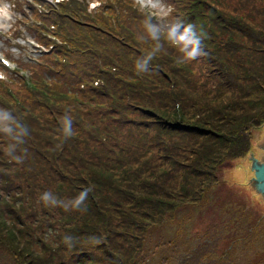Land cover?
<instances>
[{
  "label": "trees",
  "instance_id": "trees-1",
  "mask_svg": "<svg viewBox=\"0 0 264 264\" xmlns=\"http://www.w3.org/2000/svg\"><path fill=\"white\" fill-rule=\"evenodd\" d=\"M167 1L174 9L171 19L193 23L206 33L204 54L197 60L177 64V49L165 42V51L152 61L150 73L137 75L134 61L147 53L151 42L137 39L145 34L140 24L145 16L127 6L121 17L134 37L108 28L100 18L85 30L74 25L77 37H68L69 47L51 50L57 59L49 54L41 58L45 64L34 68L42 76H51L55 90L39 84L34 93L44 98L42 103L26 95L25 103L37 113L36 119L15 112L10 99L0 101V107L12 111L29 132L22 146L28 156L22 165L0 150V264H57L55 260L62 258L59 264H130L133 256L129 255L137 256L134 249L126 253L112 249L111 233L118 235L112 227L114 217H119L117 227L122 224L125 231L137 232L140 238L135 239L140 241L149 227L171 224L185 211L201 214L202 229L196 233L202 235H189L193 246L177 264H221L230 257L229 249H224L220 258L208 259L219 236L206 234L211 228L215 234L218 212L230 211L228 203L216 207L209 199H219L225 187L220 171L250 152L251 131L264 123L260 111L264 108V21H248L264 10L245 15L233 11L252 9V0H236L232 11L219 0ZM48 66L59 72L50 74ZM56 90L66 93L56 96L60 93ZM202 99L204 104L199 102ZM69 108L75 134L63 141L57 130ZM8 143L9 138L0 134V145L6 148ZM187 150L194 157L191 165L177 158ZM177 168L189 171L198 180L196 187L191 183L190 189L174 193L171 179ZM153 174L152 180H145ZM89 186L93 191L82 225L76 221L77 212L38 202L45 191L68 200ZM202 214L210 218L205 231ZM187 220L179 223L180 231ZM222 221L221 232L234 224L230 218ZM258 224L249 230L256 239L262 228ZM100 230L106 234L96 249L68 250L61 243L64 234L78 243L80 236L88 241L101 236ZM145 261L141 256L132 264Z\"/></svg>",
  "mask_w": 264,
  "mask_h": 264
},
{
  "label": "rangeland",
  "instance_id": "rangeland-1",
  "mask_svg": "<svg viewBox=\"0 0 264 264\" xmlns=\"http://www.w3.org/2000/svg\"><path fill=\"white\" fill-rule=\"evenodd\" d=\"M91 2H95V0H90ZM127 1L125 3V7L129 6V9L132 8V10L136 11L140 14V10L136 8V6L131 4L133 0H125ZM220 4L223 8L227 9L228 11H232L235 9L237 3L236 0H219ZM254 3V7L252 9H243V10H233L239 15H245L246 13H249L251 11L259 12L264 10V0H252ZM13 2V0H11ZM97 2L100 3L99 0ZM114 2V1H113ZM168 3V1H167ZM71 5L74 6V4ZM135 9H134V8ZM96 9V8H95ZM92 11V10H89ZM95 11V10H93ZM11 12V11H10ZM93 13V12H92ZM255 14V13H253ZM11 15L13 18L7 19V21L4 23V26L7 28V32L9 31L10 23L12 21H22L24 22V17H21V15L15 14L11 12ZM27 15H29V10L27 11ZM248 21L252 24H261L264 21V13L260 15H252L248 18ZM141 24V23H140ZM24 37V36H23ZM26 39H34L33 37H24ZM2 40V39H1ZM33 48V47H32ZM33 52H37L35 48H33ZM9 52L11 51L13 55H10V58L20 64H26L29 67L30 71L32 69V66H34V63L28 62L31 61L27 58H25L26 55H28L29 48L27 47L26 50H23V58H16V55L18 54V51L15 52L13 49L4 48L0 41V52ZM40 56H34L32 59H39ZM80 72V70H79ZM22 76L21 74H16L12 71H7L5 73H0V78L5 80V85L14 93L21 92V88L19 87V81ZM261 96L263 97V93H261ZM1 98H6V96H3L2 93H0ZM253 99H256V94H253ZM200 103L204 104V99L199 100ZM264 107V105H263ZM15 112H21L19 108L13 109ZM255 110V109H254ZM260 111H264V108H260ZM25 115L31 117L32 119H36L38 116L35 111L32 109H29L25 112H22ZM203 131V130H202ZM201 131V133H202ZM264 131V123L260 125L259 127L255 128L251 131V139H250V150L251 146L253 144L254 148L258 139V136ZM200 139V138H199ZM204 139V138H201ZM191 142L188 143V146L190 147ZM194 147V146H193ZM5 146L0 145V150H4ZM191 149V147H190ZM246 157L250 158L253 157V155L249 152L247 155L240 158L244 159L245 162ZM177 158H180L178 161L187 163L188 165H191L194 157L191 156L190 150H187L183 153H178ZM239 159L232 160L231 166L223 168L220 171L219 177L220 180L225 183V187L222 186L221 188V195L219 196L218 200H210V204L213 206L218 207L219 204L226 202L228 203V207L230 209L229 212L223 214L218 212L217 220H216V214L214 215V219L216 220V223H218L216 227V232L214 234V228H211L210 231L206 234L207 237H214L216 234H218V240L216 244L218 246L216 247V250H213L210 252L208 259L211 258H220L222 256V252L224 249H229L228 252H230V257L226 260H223L221 264H264V191L259 190L257 188V182L252 178L251 176H246L244 179L242 176L243 174L239 175L238 170L236 169V163ZM169 169H165L162 172H166ZM241 170L243 168L241 167ZM158 172V173H162ZM232 172L234 174H232ZM156 173V174H158ZM174 176L171 179L172 188L174 189V193H182L183 187H188V189L191 188V183L193 186L196 187L198 184V180L194 177H190L189 171L183 169V168H177L174 169ZM237 173V174H236ZM153 174L152 176L146 177L145 180H152L153 176L156 175ZM230 176V178H229ZM243 179V181H242ZM190 180V181H189ZM187 181H189L187 183ZM242 182V183H241ZM214 188L212 190V193H215ZM230 190L228 192L227 190ZM212 197V196H209ZM215 201V202H214ZM246 207V211H244V208ZM193 217H190V214ZM187 213V211L182 212L176 216V218H170L172 221L171 224L168 225H154L148 228L146 234L144 235V239H141L138 241V239H135V237L140 238L137 234V232L134 231H125L122 224H120V227H117L115 224L117 223L116 218L113 223V231H118V235L116 237H113V233H111V240H112V249H121L120 253H126L129 249H134V253L137 254L135 257L133 254L129 256H133L130 259H128V262L132 264V262L137 261V259L141 256H144V264H177L180 260V258L183 255V252L189 251L191 246H193V240L190 239L189 235L192 236H199L202 235L201 232L196 233L197 229H202L201 221H199V214L198 211ZM188 215V216H187ZM202 218L204 221V231L206 227L210 226L209 223V216L204 217V214H202ZM168 217L166 214L164 218ZM82 217L83 213L77 212L76 214V221L79 222L80 225H82ZM237 217H242L239 221L236 219ZM231 219L234 223L233 226L225 230L224 232H221V223L226 222V220ZM168 219V218H166ZM188 219V220H187ZM182 220H187L184 224V228L182 231L179 230V223H181ZM119 221V220H118ZM198 221V225L196 222ZM230 222V221H229ZM259 223V224H258ZM259 225L261 230H259V234H254L255 232H249L251 227H255V225ZM133 230V229H132ZM101 231V236L95 235L94 237H97L99 239V242H101L104 239V235L106 232L103 230ZM178 232L180 234H178ZM128 234V235H127ZM197 234V235H195ZM127 237V238H125ZM78 243L75 244L74 247L67 249H78V250H92L96 249L95 247L98 243L96 242H90L86 239V236H80L77 238ZM68 250L65 252V254L69 255ZM128 256V257H129ZM127 257V258H128ZM146 257V258H145ZM62 259H57L55 262L59 264ZM165 261V262H164ZM100 264V263H97Z\"/></svg>",
  "mask_w": 264,
  "mask_h": 264
},
{
  "label": "clouds",
  "instance_id": "clouds-1",
  "mask_svg": "<svg viewBox=\"0 0 264 264\" xmlns=\"http://www.w3.org/2000/svg\"><path fill=\"white\" fill-rule=\"evenodd\" d=\"M135 6L146 11L148 15L142 22L145 34L137 35L142 43L151 42V47L145 55L139 56L134 61V69L137 75L150 73L152 61L161 52L165 51V42L177 49L179 55L175 58L177 64L192 62L200 58L204 53L202 49L206 33L197 28L193 23L184 24L171 19L174 11L167 0H133ZM10 15V5L5 0H0V17ZM71 109H67L60 117L58 132L62 140L66 141L75 134ZM0 134L7 136L10 143L4 149V154L11 162L22 165L28 156V149L22 146L29 135L27 126L22 123L7 108L0 107ZM58 147L62 145H57ZM93 191L91 186L83 188L76 196L68 200L59 199L52 191H45L38 197V202L51 208H62L65 212H87L89 193ZM90 242H99L97 237H90ZM76 238L70 234H64L61 243L68 248L76 244Z\"/></svg>",
  "mask_w": 264,
  "mask_h": 264
},
{
  "label": "water",
  "instance_id": "water-1",
  "mask_svg": "<svg viewBox=\"0 0 264 264\" xmlns=\"http://www.w3.org/2000/svg\"><path fill=\"white\" fill-rule=\"evenodd\" d=\"M248 175L258 183L257 188L264 191V131L258 136Z\"/></svg>",
  "mask_w": 264,
  "mask_h": 264
},
{
  "label": "crops",
  "instance_id": "crops-1",
  "mask_svg": "<svg viewBox=\"0 0 264 264\" xmlns=\"http://www.w3.org/2000/svg\"><path fill=\"white\" fill-rule=\"evenodd\" d=\"M254 146H253V144H252V146H251V150H250V153L253 155V153H254ZM244 159H239L238 161H237V163H236V169L238 170V172H239V175H240V172H241V174H243L244 176H242V178L244 179V177L246 178V176H248V170H249V165H250V162H251V160H252V157H246V160H245V162L243 161ZM241 167L243 168V170H241ZM232 174H234L233 172H232ZM237 174V173H236ZM241 176V175H240ZM229 178H230V176H229ZM253 178V177H252ZM243 179H242V181H243ZM242 183V182H241Z\"/></svg>",
  "mask_w": 264,
  "mask_h": 264
}]
</instances>
